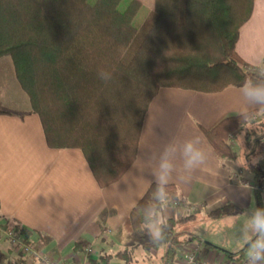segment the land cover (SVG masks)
I'll return each mask as SVG.
<instances>
[{
    "label": "trees",
    "instance_id": "16d2710c",
    "mask_svg": "<svg viewBox=\"0 0 264 264\" xmlns=\"http://www.w3.org/2000/svg\"><path fill=\"white\" fill-rule=\"evenodd\" d=\"M123 1L0 0V58L11 57L48 145L81 149L100 187L119 181L136 162L146 113L162 87L219 92L264 86L261 68L248 69L236 49L255 0H154L142 32L135 21L143 2L130 0L122 10ZM252 115L229 116L203 129L218 157L238 156L230 135ZM255 176V203L264 215V188ZM183 203L176 185L154 182L127 217L125 230L148 241V224L160 221L158 241L166 244L163 257L171 263L177 246L188 241L177 228L195 213L161 218L165 208ZM232 209L226 205L208 216L219 219ZM3 225L32 241V231L19 222ZM130 253L100 259L131 262Z\"/></svg>",
    "mask_w": 264,
    "mask_h": 264
},
{
    "label": "crops",
    "instance_id": "0c3cea01",
    "mask_svg": "<svg viewBox=\"0 0 264 264\" xmlns=\"http://www.w3.org/2000/svg\"><path fill=\"white\" fill-rule=\"evenodd\" d=\"M236 49L247 68H261L264 0H255L252 16L240 29ZM245 86L252 85L230 86L219 92L162 87L146 113L136 162L119 181L100 187L81 149L48 145L40 117L32 111L29 96L16 78L11 57H1L0 110L10 113L0 114V219L19 222L31 230L30 238L40 251L56 260L66 259V264H84L88 245L98 257L131 250V262L113 258L110 264L152 262L165 254L166 244L158 241L160 221L148 224V241L126 232L125 221L152 183L173 184L187 203L165 208L161 219L195 213L189 222H207L211 211L231 205L228 229L233 236H228V245L215 235H206L200 226L193 227L182 240H200L202 254L208 259L241 252L257 235L251 223L258 213L256 172L264 188V157L248 150L254 127L264 121V102L250 100L244 94ZM250 112L253 115L243 128L229 138L238 156L218 157L203 129ZM189 142L203 153L201 160L191 164L184 152ZM164 162L170 169L161 168ZM238 235L243 236L240 241L234 238ZM178 258L177 251L170 264H178ZM0 264L45 263L21 255L9 258L0 252Z\"/></svg>",
    "mask_w": 264,
    "mask_h": 264
},
{
    "label": "rangeland",
    "instance_id": "374dc122",
    "mask_svg": "<svg viewBox=\"0 0 264 264\" xmlns=\"http://www.w3.org/2000/svg\"><path fill=\"white\" fill-rule=\"evenodd\" d=\"M92 1V0H91ZM130 0H124L121 5L120 9L125 10ZM143 2V9L138 14L135 24L139 30V32L143 31L145 22L149 15L151 14L152 10L154 9V0H141ZM137 42H135L132 49L135 47ZM8 75V73H5ZM251 128V127H249ZM255 129V136H253L252 140L250 141V144L248 146L249 151H255L259 156L264 157V121L260 125L254 127ZM248 130H245L243 133V137L246 136ZM253 134V132H252ZM4 220L0 219V252L7 254L9 258H12L16 256L17 258L20 256L18 253L15 252L13 249V237L16 234V231H7L6 228L3 225ZM5 224V223H4ZM229 221H228V215L225 217H221L219 219H212L209 218L207 222H185L181 223L177 228V234L181 239H184L188 237L192 231L193 227L200 226L206 231V235L212 234L217 237L220 241H224L228 245V236H233V233L230 232L228 229ZM255 233V231L253 232ZM232 238V237H231ZM236 241H240L243 236L238 235L234 237ZM222 247H227L224 244ZM247 245L244 247L246 248ZM15 254V255H14ZM135 264H141V263H135ZM146 264H170L167 259H163V257H159L158 259L154 261H147Z\"/></svg>",
    "mask_w": 264,
    "mask_h": 264
},
{
    "label": "built area",
    "instance_id": "2783aa9c",
    "mask_svg": "<svg viewBox=\"0 0 264 264\" xmlns=\"http://www.w3.org/2000/svg\"><path fill=\"white\" fill-rule=\"evenodd\" d=\"M261 72L264 73V62L261 66ZM246 185L252 189L254 188L253 184L247 183ZM12 240L13 249L23 257H34L45 264H66V259L56 260L51 258L49 255L40 251L35 242L29 241L19 232H16ZM177 251L179 252L178 264H247L249 249L247 245L241 252L231 257L208 259L202 254V242L198 239L190 238L185 243L179 244ZM83 254L84 264H102L100 257L96 256L95 249L92 245L86 246ZM257 264H264V261H258Z\"/></svg>",
    "mask_w": 264,
    "mask_h": 264
},
{
    "label": "clouds",
    "instance_id": "9594fccd",
    "mask_svg": "<svg viewBox=\"0 0 264 264\" xmlns=\"http://www.w3.org/2000/svg\"><path fill=\"white\" fill-rule=\"evenodd\" d=\"M105 80L110 79L106 75ZM244 94L256 102H264V86H245ZM184 152L189 156L188 163L199 161L203 158V153L199 149H194L191 142L185 144ZM170 165L166 162L161 164L162 169H170ZM164 177L161 176V179ZM253 230L257 233V238L247 242L248 245V262L247 264H257L258 261H264V215L256 213L251 220Z\"/></svg>",
    "mask_w": 264,
    "mask_h": 264
}]
</instances>
